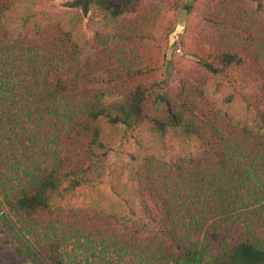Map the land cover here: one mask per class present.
I'll list each match as a JSON object with an SVG mask.
<instances>
[{"label":"trees","instance_id":"16d2710c","mask_svg":"<svg viewBox=\"0 0 264 264\" xmlns=\"http://www.w3.org/2000/svg\"><path fill=\"white\" fill-rule=\"evenodd\" d=\"M195 1L183 9L193 12ZM141 2L67 5L115 20ZM234 2L202 17L239 30ZM18 3L0 0V219L27 264H83L79 256L96 264L88 253L104 264H264V33L254 32L250 47L244 28L245 43L198 56L194 82L180 75L171 90L157 74L163 67L128 51L120 28L84 46L57 22L10 25ZM218 78L251 108L250 124L207 112V85ZM105 123H147L199 144L198 154L136 161L129 176L141 198L137 218L92 207L79 216L60 203L95 178Z\"/></svg>","mask_w":264,"mask_h":264},{"label":"rangeland","instance_id":"374dc122","mask_svg":"<svg viewBox=\"0 0 264 264\" xmlns=\"http://www.w3.org/2000/svg\"><path fill=\"white\" fill-rule=\"evenodd\" d=\"M69 1L72 0H19L8 22L16 28L57 22L71 29L75 40L84 46L93 42L98 31L120 28L128 51L135 49L140 60L150 66L163 67L157 74L170 81L171 90L178 86V76L192 80L199 74L198 56L223 52L236 43H245L244 28L250 29L251 36L246 37L250 47L255 44L254 32L264 33V0H235L236 15L241 16L245 24L239 30L220 29L202 17L209 11L220 10L222 0L195 1L191 13L183 9L184 0H142L136 11L115 20L104 18L98 12L83 16L79 10L67 5ZM207 86V101L203 104L207 112L223 111L234 119V123L237 120L241 125L251 123L253 111L232 85L218 78ZM102 143V147L96 149L95 178L60 198L63 206L72 208L79 216L92 207L137 218L141 198L129 176L136 161L149 154H155L161 160H173L200 152L199 144L179 131L158 134L147 123L135 129L105 123ZM87 257L90 262L94 259L96 264H104L91 253ZM86 259L79 256L77 261L87 264ZM30 262L31 258L0 219V264Z\"/></svg>","mask_w":264,"mask_h":264}]
</instances>
